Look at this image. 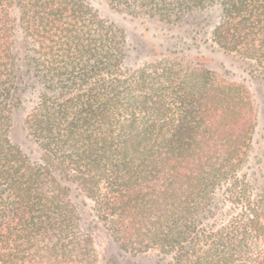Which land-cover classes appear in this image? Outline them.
<instances>
[{
  "label": "trees",
  "instance_id": "1",
  "mask_svg": "<svg viewBox=\"0 0 264 264\" xmlns=\"http://www.w3.org/2000/svg\"><path fill=\"white\" fill-rule=\"evenodd\" d=\"M106 1L176 27L217 8L212 42L264 79V0ZM129 52L94 0H0V264H98L86 215L155 264H264V105ZM29 92L37 159L10 136Z\"/></svg>",
  "mask_w": 264,
  "mask_h": 264
},
{
  "label": "rangeland",
  "instance_id": "2",
  "mask_svg": "<svg viewBox=\"0 0 264 264\" xmlns=\"http://www.w3.org/2000/svg\"><path fill=\"white\" fill-rule=\"evenodd\" d=\"M94 5L102 18L125 33L130 47L128 64L133 69L153 62L156 55L158 58L181 59L188 64L208 68L219 78L245 83L264 105V79L250 73L248 64L238 56L222 51L212 42L211 29L218 17L217 8L196 12L188 17V24L176 27L144 16H130L106 0H94ZM35 101L36 96L31 92L21 96L20 103L13 109L10 129L12 141L32 159H37L40 151L25 119ZM261 144L264 145V140ZM86 210L91 213L89 206ZM86 219L93 225L98 264H155L157 250L142 254L126 252L93 216L86 215Z\"/></svg>",
  "mask_w": 264,
  "mask_h": 264
}]
</instances>
